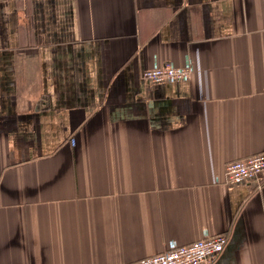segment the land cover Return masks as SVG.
I'll use <instances>...</instances> for the list:
<instances>
[{"label":"crops","instance_id":"1","mask_svg":"<svg viewBox=\"0 0 264 264\" xmlns=\"http://www.w3.org/2000/svg\"><path fill=\"white\" fill-rule=\"evenodd\" d=\"M262 152L264 0H0V264H264V172L215 182Z\"/></svg>","mask_w":264,"mask_h":264},{"label":"built area","instance_id":"2","mask_svg":"<svg viewBox=\"0 0 264 264\" xmlns=\"http://www.w3.org/2000/svg\"><path fill=\"white\" fill-rule=\"evenodd\" d=\"M193 71L190 62L183 66L155 62L143 70L142 78L150 85L184 82L191 79ZM263 172L264 152L229 161L226 164L225 178L217 177L215 182L234 186L255 181ZM227 243L226 234H205L188 244L172 242L167 250L142 258L136 264H211L225 250Z\"/></svg>","mask_w":264,"mask_h":264}]
</instances>
